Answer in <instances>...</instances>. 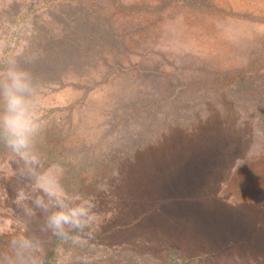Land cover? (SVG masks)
Returning <instances> with one entry per match:
<instances>
[{"label": "rangeland", "instance_id": "1", "mask_svg": "<svg viewBox=\"0 0 264 264\" xmlns=\"http://www.w3.org/2000/svg\"><path fill=\"white\" fill-rule=\"evenodd\" d=\"M17 53L45 165L98 202L82 244L37 210L45 264H264V0H0V69ZM15 160L0 144V250L28 221Z\"/></svg>", "mask_w": 264, "mask_h": 264}, {"label": "clouds", "instance_id": "2", "mask_svg": "<svg viewBox=\"0 0 264 264\" xmlns=\"http://www.w3.org/2000/svg\"><path fill=\"white\" fill-rule=\"evenodd\" d=\"M7 59L0 69V144L16 158L17 172L28 182L17 199L25 206L24 230L0 250V264H45V245L30 232L28 222L44 217L41 233L62 241L82 244L94 238L98 202L94 195L70 190L64 183L66 169L60 162L45 165L37 147L46 121L42 87L33 73L17 58ZM107 191V185L100 186Z\"/></svg>", "mask_w": 264, "mask_h": 264}]
</instances>
